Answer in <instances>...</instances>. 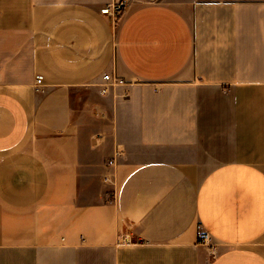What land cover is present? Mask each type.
I'll return each mask as SVG.
<instances>
[{"label":"crops","instance_id":"1","mask_svg":"<svg viewBox=\"0 0 264 264\" xmlns=\"http://www.w3.org/2000/svg\"><path fill=\"white\" fill-rule=\"evenodd\" d=\"M0 264H264V0H0Z\"/></svg>","mask_w":264,"mask_h":264},{"label":"built area","instance_id":"2","mask_svg":"<svg viewBox=\"0 0 264 264\" xmlns=\"http://www.w3.org/2000/svg\"><path fill=\"white\" fill-rule=\"evenodd\" d=\"M124 6H125L124 1H119V2H116L112 5L105 7L104 9H102V13H107V14H111L114 17H119L120 14L122 13ZM103 81H104V84L102 86V92L103 93L110 91V89L113 87L128 84V82L125 79H123L122 77H120L114 73H105L103 76ZM41 82H42V78H41V76H38L37 77V84H36L37 90H39ZM110 163H113V160H110ZM201 242L205 245H210L209 235L206 233L202 234Z\"/></svg>","mask_w":264,"mask_h":264}]
</instances>
